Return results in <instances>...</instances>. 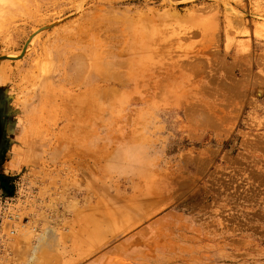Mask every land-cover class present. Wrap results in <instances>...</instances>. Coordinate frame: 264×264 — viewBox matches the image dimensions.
<instances>
[{"label":"rangeland","instance_id":"rangeland-1","mask_svg":"<svg viewBox=\"0 0 264 264\" xmlns=\"http://www.w3.org/2000/svg\"><path fill=\"white\" fill-rule=\"evenodd\" d=\"M35 247L264 264V0H0V264Z\"/></svg>","mask_w":264,"mask_h":264},{"label":"bare ground","instance_id":"bare-ground-1","mask_svg":"<svg viewBox=\"0 0 264 264\" xmlns=\"http://www.w3.org/2000/svg\"><path fill=\"white\" fill-rule=\"evenodd\" d=\"M97 22H98V21H97ZM96 25H97V24H96ZM145 25H146V24H145ZM68 35H69V34H68ZM143 36H144V35H143ZM150 36H151V35H150ZM65 37H66V36H65ZM142 38H143V37H142ZM148 38H149V37H148ZM154 38H156V37H154ZM151 39H152V38H151ZM151 39H150V40H151ZM151 41H152V40H151ZM154 41H155V40H154ZM149 43H150V42H149ZM73 53H75V52H73ZM73 53H71L73 56H71L70 54H69L70 57L68 56V60H69L68 63H70V66L73 67V69H75V70H77V71L80 70V69L87 70L88 67H89L90 65H89V66L86 65V64L84 65L83 61H84L85 58L82 57L83 55H82L81 53H80L79 55H78V54H77V55H76V54L74 55ZM76 53H77V52H76ZM87 59H88V58H87ZM87 59H86L85 61H87ZM82 64H83V66H85V67L88 66V67H86L87 69H84L85 67L83 68V67H82ZM87 64H89V63H87ZM66 65H67V64H66ZM68 66H69V65H68ZM68 66H67V67H68ZM65 68H66V67H65ZM68 68H69V67H68ZM94 68H95V67H94ZM96 68H98V67H96ZM91 69H92V68H91ZM72 71H73V70H72ZM93 71H94V72H95V71H98V72H99L100 69H99V70L95 69V70H93ZM140 71H141V70H140ZM75 72H76V71H75ZM80 72H82V70H80ZM69 74H71V72H69ZM79 74H80V73H79ZM75 75H76V74H75ZM76 76H77V75H76ZM107 76H108V75H107ZM82 77H83V76H82ZM82 77H81V78H82ZM75 78H77V77H75ZM76 82H78V81H76ZM78 83H79V82H78ZM78 96H79V95H78ZM78 96H77V97H78ZM92 99H93V98H92ZM92 99H91V102H88L87 107H88V106H93V107L95 106V105H94V101H95L96 99H95L94 101H93ZM81 101H82V100H81ZM92 101H93V102H92ZM76 104H77V103H76ZM80 104H81V103H80ZM82 105H83V104H81V106H82ZM76 106L78 107V106H80V105L77 104ZM81 106L79 107L80 109L82 108ZM73 108H74V107H73ZM75 108H76V107H75ZM79 108H78V109H79ZM76 109H77V108H76ZM80 109H79V110H80ZM89 109H91V107H90ZM92 109H93V108H92ZM68 110H69V109H68ZM81 110H82V109H81ZM83 110H85L84 105H83ZM73 111H74V110H73ZM75 112H76V111H75ZM78 112H79V111H78ZM74 114H75V113H74ZM75 117H76V116H75ZM82 120H83V119H82ZM79 156H81V155H79ZM103 212H104V211H103ZM103 212L101 211L100 213H98L99 216H101V217H102V216H105V215H103V214H104ZM95 214H96V212H95ZM95 214H93L94 217L96 216V218L94 219L93 222H94V223L97 222L96 224H94V225L96 226V225L98 224V222H99L98 220L100 219V217L98 216V218H97V215H95ZM94 217H93V218H94ZM110 217H111V218H109V217H105V218H104V217H103V219H104L105 221H107V222H110V221L113 222L117 216H116V217H115V216H110ZM91 218H92V217H91ZM93 218H92V220H93ZM87 220H88V219H87ZM102 221H103V220H102ZM101 223H102V222H101ZM101 223H100V224H101ZM98 225H99V224H98ZM101 225H102V224H101ZM98 227L101 228V226H98ZM96 228H97V227H96ZM51 230H52V229H51ZM97 230H98V229H97ZM44 233H45V232H44ZM44 233H43V234H44ZM56 233H57V232H56ZM97 233H98V232H97ZM100 233H101V230H100L99 234H100ZM44 235H45V234H44ZM91 236H92V235H91ZM97 236H98V235H97ZM94 237H95V236H94ZM49 238H50V237H49ZM49 238H48V239H49ZM56 238H57V237H56ZM42 239H43V237H42ZM57 239H58V238H57ZM44 240H45V239H44ZM17 242H18V241H17ZM39 243H40V242H39ZM17 245H19V243H18ZM54 245H56V244H54ZM17 247H18V246H17ZM38 248H39V246H38ZM39 251H40V253H41V255H42L43 253L41 252L40 249H39ZM39 251H38V249H37L36 247H35V248H32V251L30 252L31 254H29V255H30V256H29V258H30L29 260H32V261H30V263L28 262L29 264H33V263L36 264V263L39 262V260L41 261V259H40V258H41V257H40L41 255L38 254ZM52 252H53V251H52ZM44 253H45V252H44ZM37 254H38V256H37ZM55 257H56V256H55ZM44 258H45V257H44ZM38 259H39V260H38ZM52 259H53V258H52ZM47 260H48V259H46V261H47ZM43 262H45V261H43ZM41 263H42V262H41ZM42 264H43V263H42Z\"/></svg>","mask_w":264,"mask_h":264},{"label":"flooded vegetation","instance_id":"flooded-vegetation-1","mask_svg":"<svg viewBox=\"0 0 264 264\" xmlns=\"http://www.w3.org/2000/svg\"><path fill=\"white\" fill-rule=\"evenodd\" d=\"M2 181H3V182L1 183V185L6 186V184H5V179H3Z\"/></svg>","mask_w":264,"mask_h":264}]
</instances>
